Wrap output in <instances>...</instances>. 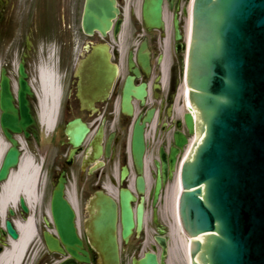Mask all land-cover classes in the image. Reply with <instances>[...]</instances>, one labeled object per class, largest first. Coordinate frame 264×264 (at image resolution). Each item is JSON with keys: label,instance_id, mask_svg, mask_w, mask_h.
Returning a JSON list of instances; mask_svg holds the SVG:
<instances>
[{"label": "water", "instance_id": "1", "mask_svg": "<svg viewBox=\"0 0 264 264\" xmlns=\"http://www.w3.org/2000/svg\"><path fill=\"white\" fill-rule=\"evenodd\" d=\"M161 1L146 0L144 4L143 17L149 29L162 28ZM114 5V0H86L84 32L90 35L95 30L105 36L117 12ZM117 73V67L110 62L108 47L94 46L78 68V97L82 107L94 110L95 103L104 101ZM26 79L22 62L18 67L16 108L10 80L4 71L1 74L0 128L12 147L0 167V183L18 165L20 153L13 135L23 134L28 139L33 133L36 137V123L28 101L33 94ZM186 81L196 116L197 140L182 166L178 214L185 235L192 239L191 263L264 264V0L193 1ZM185 120L192 133V116L186 115ZM77 124L79 121H74L69 126ZM87 131L83 125L73 133L67 131L74 148L80 145ZM175 143L180 148L185 141L176 136ZM143 151L142 127L137 124L132 140L137 167L141 166ZM125 173L123 169L122 179ZM143 187L142 179H138V191L142 193ZM160 188L158 180L155 200ZM61 194L59 185L52 202L58 235L72 258L88 263L87 253L82 252L85 257L78 255L82 244L75 234L72 214L69 212L66 217L61 213ZM19 201L26 214L23 198ZM133 201L128 190L120 191L125 241L134 228ZM142 203L141 200L136 214L137 233L142 226ZM92 210L87 228L90 245L101 264H119L116 203L96 192ZM66 218L67 225L60 226ZM5 229L12 240L19 239L10 221H5ZM2 235L0 229V243L4 240ZM48 247L51 251L58 250L55 242H50ZM138 264L157 262L153 255H146Z\"/></svg>", "mask_w": 264, "mask_h": 264}, {"label": "flooded vegetation", "instance_id": "2", "mask_svg": "<svg viewBox=\"0 0 264 264\" xmlns=\"http://www.w3.org/2000/svg\"><path fill=\"white\" fill-rule=\"evenodd\" d=\"M33 1L40 5L39 11L35 8L34 12L36 16L40 13V27L36 26L35 34L56 39L57 43L46 56L48 67L53 71L56 95L47 102L51 116L49 125L42 126L33 110L38 125L36 137L32 133L28 139L21 136L27 142L28 154L24 155L29 157L36 177L31 205L24 198L28 213L22 211L18 198L10 207L13 216L9 209L5 211L10 220L24 223L26 217L31 225V238L18 264L66 261L81 264L65 251L53 220L52 200L59 185H62L61 213L66 217L69 212L73 214L72 224L82 243L81 250L88 253V264H99L98 255L86 238L91 201L96 192L107 193L108 189H114L117 195L114 199L118 208L120 264H138L146 255H153L157 264H187L182 249L179 247L177 251L176 242L169 240L170 233L163 225L159 206L164 207L165 203L166 208L167 194L174 189L184 148L176 146L175 137L180 136L186 142L191 137L185 120L181 62L192 0H162L163 28L160 30L149 29L144 22L146 0H114L117 12L105 36L97 31L92 35L83 32L81 22L86 0H0V37L11 38L16 24H27ZM176 22L179 40L175 39ZM98 44L108 46L118 74L108 97L95 103L93 110L82 107L78 97L80 78L76 71L83 56L90 55ZM73 121L80 124L70 127ZM137 124L142 127L144 145L140 167L136 166L132 154ZM81 125L88 131L81 144L74 148L67 131L73 133ZM123 169L126 175L122 180ZM138 179L144 183L142 193L137 189ZM158 180L162 187L155 203ZM127 186L136 199L132 204L134 218L143 199V218L146 214L148 224L144 230L142 223L139 234L134 229L125 242L121 237L118 193ZM67 220H62L60 226L65 227ZM46 237L51 243L55 242L61 252H50ZM9 247L8 240L0 245L2 250Z\"/></svg>", "mask_w": 264, "mask_h": 264}, {"label": "bare ground", "instance_id": "3", "mask_svg": "<svg viewBox=\"0 0 264 264\" xmlns=\"http://www.w3.org/2000/svg\"><path fill=\"white\" fill-rule=\"evenodd\" d=\"M38 87L40 91V96L37 97V111L38 118L42 126L49 125L51 116L49 115L50 109L47 106L48 101H52L56 95L54 76L52 69H46L41 67L37 73ZM20 147L23 149V143L20 142ZM7 149V145L0 138V160ZM36 172L31 164L29 157L24 155L21 159L18 169L11 172L10 177L2 186V191L0 193V221L4 220V214L7 208L15 204L18 196H23L26 198L28 204L31 205V200L33 197V187L35 182ZM177 184H175L174 189L171 193H168L166 200V205L170 202L172 195V200L174 202L173 209L175 211V202L177 195ZM111 194V190L108 189ZM169 199V200H168ZM172 211V210H171ZM175 219V215H174ZM16 227L20 232V240L16 243H11L8 251L3 252L0 255V264H18L22 256L25 245L31 238V225L30 222L18 223L16 222ZM170 235L173 238V242H176L174 247L178 251L180 247L185 251V244L180 241L177 236L175 228L170 226Z\"/></svg>", "mask_w": 264, "mask_h": 264}, {"label": "rangeland", "instance_id": "4", "mask_svg": "<svg viewBox=\"0 0 264 264\" xmlns=\"http://www.w3.org/2000/svg\"><path fill=\"white\" fill-rule=\"evenodd\" d=\"M39 4L33 1L30 3V16L27 24L25 25H17L16 31L13 34V37H0V73L4 71L8 76L11 82V89L13 93H15L17 88V68L18 65L23 62L25 64V70L28 75V84L33 90V98L32 106L35 114H37V97L40 96V91L38 87L37 73L41 67H48V60H46V56L48 55V50L53 49L54 45L57 46L56 39L51 38H43L38 34H35V28L39 25V12L37 16L35 15V8H38ZM27 8V7H26ZM29 9V8H28ZM39 17V18H38ZM21 26L23 29H21ZM29 42L30 50L27 51L26 44ZM184 45V43H183ZM81 45H79L80 47ZM44 60V62H43ZM49 68V67H48ZM0 138L4 141L2 134L0 132ZM23 143V153L28 154L27 152V142L21 139ZM113 184V183H112ZM175 186V183L173 184ZM114 186V184H113ZM114 191V189H112ZM168 193H170L168 191ZM168 195V194H167ZM168 197V196H167ZM167 200V199H166ZM169 200V199H168ZM170 202L164 207L159 206V212L163 219V225L167 227L168 233L170 232V226L174 228L175 223L173 220V211L172 210V198L169 200ZM166 202V201H165ZM175 230L177 228L175 226ZM167 233V232H166ZM171 238V239H170ZM170 242H173V238L171 235L169 236ZM184 255V253H183Z\"/></svg>", "mask_w": 264, "mask_h": 264}]
</instances>
